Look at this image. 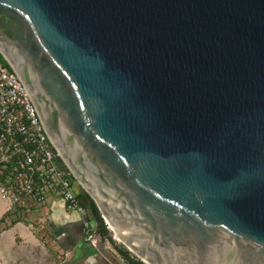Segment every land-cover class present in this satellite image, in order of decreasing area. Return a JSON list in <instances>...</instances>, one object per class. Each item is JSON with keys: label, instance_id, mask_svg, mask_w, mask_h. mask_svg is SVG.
Instances as JSON below:
<instances>
[{"label": "water", "instance_id": "95a60500", "mask_svg": "<svg viewBox=\"0 0 264 264\" xmlns=\"http://www.w3.org/2000/svg\"><path fill=\"white\" fill-rule=\"evenodd\" d=\"M0 56L144 264H264V0H0Z\"/></svg>", "mask_w": 264, "mask_h": 264}, {"label": "built area", "instance_id": "2783aa9c", "mask_svg": "<svg viewBox=\"0 0 264 264\" xmlns=\"http://www.w3.org/2000/svg\"><path fill=\"white\" fill-rule=\"evenodd\" d=\"M79 185L49 140L39 113L19 77L0 60V196L7 213L27 214L60 199L66 208L86 213ZM107 231L112 228L105 221ZM85 239L99 240L84 217Z\"/></svg>", "mask_w": 264, "mask_h": 264}, {"label": "crops", "instance_id": "0c3cea01", "mask_svg": "<svg viewBox=\"0 0 264 264\" xmlns=\"http://www.w3.org/2000/svg\"><path fill=\"white\" fill-rule=\"evenodd\" d=\"M0 204L4 209L0 220L5 218L0 221V264H129L120 253L124 248L105 232L104 222L87 212L68 210L58 198L48 202L42 212L30 214L9 215L8 202L1 196ZM84 217L97 234V246L85 239ZM16 218L20 220L10 224ZM5 225L9 227L3 228Z\"/></svg>", "mask_w": 264, "mask_h": 264}, {"label": "trees", "instance_id": "16d2710c", "mask_svg": "<svg viewBox=\"0 0 264 264\" xmlns=\"http://www.w3.org/2000/svg\"><path fill=\"white\" fill-rule=\"evenodd\" d=\"M0 60L4 65L7 66V64L2 59L1 56H0ZM77 198H78L79 202L81 203V205L86 209L88 216L98 218L101 222H104L95 202L93 201V199L89 195H87L83 190L79 189V192L77 194ZM13 214H15V213H13ZM9 215H11V214L9 213ZM4 219H1L0 221H3ZM19 220H20V218L11 219L10 224H14L15 222H17ZM7 227H9V225H5L3 228H7ZM104 228L106 230L105 232L107 233V229H106L105 225H104ZM120 253L123 256V258L129 262V264H144L139 259L136 260V259L132 258L131 253L125 249H121Z\"/></svg>", "mask_w": 264, "mask_h": 264}, {"label": "rangeland", "instance_id": "374dc122", "mask_svg": "<svg viewBox=\"0 0 264 264\" xmlns=\"http://www.w3.org/2000/svg\"><path fill=\"white\" fill-rule=\"evenodd\" d=\"M48 207V206H47ZM42 208H44V206L42 207ZM42 208H39V209H37V210H35V211H38V212H42L43 211V209ZM3 211H4V209H3V206H2V204H0V218L3 216ZM29 214L30 213H32V211H30V212H28ZM104 221V220H103ZM104 224H105V221H104ZM106 227V226H105ZM107 229V228H106ZM113 241H114V239L113 238H111ZM115 242V241H114ZM116 243V242H115ZM117 244V243H116ZM118 245V244H117ZM125 250H127V249H125ZM128 251V250H127ZM131 253V252H130ZM132 254V253H131ZM133 255V254H132Z\"/></svg>", "mask_w": 264, "mask_h": 264}]
</instances>
